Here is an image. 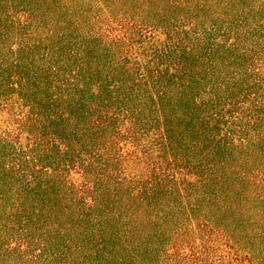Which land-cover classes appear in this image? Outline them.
Masks as SVG:
<instances>
[{
	"label": "trees",
	"instance_id": "obj_1",
	"mask_svg": "<svg viewBox=\"0 0 264 264\" xmlns=\"http://www.w3.org/2000/svg\"><path fill=\"white\" fill-rule=\"evenodd\" d=\"M0 264H264V0H0Z\"/></svg>",
	"mask_w": 264,
	"mask_h": 264
}]
</instances>
